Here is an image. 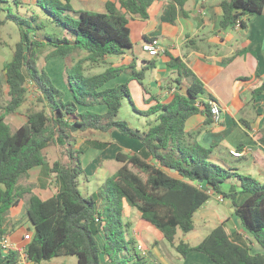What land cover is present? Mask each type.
<instances>
[{
    "label": "trees",
    "instance_id": "trees-1",
    "mask_svg": "<svg viewBox=\"0 0 264 264\" xmlns=\"http://www.w3.org/2000/svg\"><path fill=\"white\" fill-rule=\"evenodd\" d=\"M186 1L172 0V9L180 7L187 14ZM151 4L152 0H107L105 11H95L76 9L72 0H36L48 16V23L63 29L60 38L45 32L46 39L33 36L45 27L38 15L27 18L0 6V26L14 21L21 29L11 60L0 70V87H9L7 101L0 100V224L12 206L29 195L26 215L34 230L25 251L32 264L70 255L77 256L79 264H151L135 241L125 236L130 226L125 220L128 206L155 226L182 258L200 252L216 264H264V181L212 159L213 147L200 143L186 129L192 115L205 110L208 113V109L211 113L210 103L197 105L200 94H208L216 102L196 74L173 58L172 65L179 67L183 77L190 78L187 94L176 92L168 103L157 102L141 109L128 82L107 84L124 71L142 83L154 62L140 70L130 64L87 72V65L105 64L108 56L123 55L133 47L130 18H148ZM220 6L222 29L237 23L246 26L244 15L264 13V0H222ZM3 10L7 14L2 18ZM47 45L54 48L46 60L55 56L68 60L78 51L86 52L72 65H66L71 98L38 65V50ZM31 88L38 94L27 107V121L13 129L6 117L29 100ZM263 92L264 79L255 94ZM126 99L137 114L154 116L146 127H133L119 117ZM96 105H106L107 110L91 109ZM203 105L205 110L201 109ZM94 130L118 131L139 140L142 147L138 151L119 150L115 157L122 165L96 193L87 196L80 189V177L86 173L82 156L88 147H77L74 134ZM90 142L91 147L100 150L111 144ZM55 143H60L66 159L51 165L60 186L55 194L43 198L20 180L28 177L31 169L49 164L46 149ZM232 180L234 187L223 190L222 184ZM213 194L231 201L241 226L261 251L233 241L223 222L196 244L179 235L180 231L186 234L195 229L196 212ZM3 232L0 227V235ZM20 262L19 249L0 243V264Z\"/></svg>",
    "mask_w": 264,
    "mask_h": 264
},
{
    "label": "crops",
    "instance_id": "crops-1",
    "mask_svg": "<svg viewBox=\"0 0 264 264\" xmlns=\"http://www.w3.org/2000/svg\"><path fill=\"white\" fill-rule=\"evenodd\" d=\"M106 1L72 0V3L76 9L90 8L105 11ZM221 1L187 0L184 6L187 14H184L180 7L172 9V0H152L148 18L140 16L130 18L133 47L123 55L108 56L106 63L114 66L131 64L140 70L150 62H154V67L147 70L142 83L131 78L129 71H124L108 82L107 86L128 82L133 97L141 109H147L157 102L168 103L176 92L182 94L188 92L190 78L183 77L179 67L172 65L173 58L180 59L204 83L207 92L215 97L220 109V118L216 120L215 115L209 113V109L207 113L203 105L201 109L205 111L192 115L186 123V129L193 132L200 143L213 147L212 159L235 166L240 172L242 171L240 168L243 167L245 173L264 181V92L255 94V90L264 79V13L244 15L246 26L222 29ZM151 39H158L160 43L156 55H151L143 48L144 43ZM51 59L50 65L53 62L59 67L65 58L55 56ZM71 97L67 93V98ZM199 99L202 100L201 104L209 103L211 100L208 94H200ZM91 109L105 112L107 106L96 105ZM26 121L25 114V120L21 125ZM146 125L147 122L142 127ZM114 133L118 135L117 131ZM115 143L113 141L110 145ZM123 144L124 147L130 145L129 148L136 151L142 147V144L139 145L134 139L125 143L123 141ZM231 150L239 151L241 155L234 156L230 153ZM39 167L31 169L29 176L31 177L33 171ZM226 183L231 186L225 191L234 187V182ZM26 196L12 206L3 223L0 224L4 230L0 240L6 236L10 243L9 247L19 249L20 264H32L25 251L28 243L25 235L32 234L34 230L26 215L24 202L28 198ZM42 197L48 198V196ZM220 197L223 201L219 200ZM211 199L212 197L196 212V226L198 216L203 220L202 224L206 228L215 227L223 222L233 241L249 246L254 251H261V247L241 226L231 201L218 194H214L212 202ZM127 208H130V212H135V219L130 217ZM125 220L130 222L128 228H132V231L128 229L129 234H132L130 237L136 245L144 246L151 264H216L209 256L200 252H191L187 257L182 258L155 226L143 220L140 214L129 206L126 207ZM187 234L179 232V235L186 240H188ZM70 256L74 258L72 263L79 264L77 256ZM60 257L63 256L55 258ZM48 261L43 264H48ZM68 263L70 262L64 259L56 264Z\"/></svg>",
    "mask_w": 264,
    "mask_h": 264
},
{
    "label": "rangeland",
    "instance_id": "rangeland-1",
    "mask_svg": "<svg viewBox=\"0 0 264 264\" xmlns=\"http://www.w3.org/2000/svg\"><path fill=\"white\" fill-rule=\"evenodd\" d=\"M0 6L8 9L10 7V10L14 12L15 14L22 15L24 17H31L33 15L39 16V22H43L45 27L44 29L37 30L35 33H33V36L39 39H46L45 38V32L54 33L55 37L60 38L64 35L63 29L61 27H55L48 23V16L46 17L43 14V9L41 7H38L36 5V0H20V3H16L14 0H8L6 2H0ZM78 7V6H77ZM105 8V6H104ZM80 9V8H78ZM89 10H92L90 8H87ZM96 11V10H95ZM7 14L6 10L1 11V17H5ZM48 23V24H47ZM20 33L21 29L20 26L14 22V21H8L6 24L0 26V70H3L5 63L9 60H11L13 56V51L15 48V44L20 40ZM53 46L47 45L44 47L39 48L38 50V65L40 68L44 67L46 68V71L50 74L53 82L60 87L61 89L65 90L68 93V96H70V91L67 85L66 80V65L67 63H70L71 65L78 60L79 58L83 57L86 52L78 51L73 55V58H69L67 61L63 59L62 65L59 67H56V63L50 65V60H46V55L53 50ZM109 61V60H108ZM110 64V63H109ZM109 64H101V65H87V72L88 73H98L102 72L106 69V67L109 66ZM61 68V69H60ZM52 71H51V70ZM8 85L4 84L2 87H0V100L5 103L8 96ZM38 92L31 88L29 92V100L18 110L19 114H10L7 117V121L11 124L13 129L17 128L19 125H21L25 120V114L27 111V107L31 105L33 101H35V98L37 96ZM119 117L121 119H125L130 122V124L133 127L136 128H142L143 124L146 122H149L151 118L143 117L132 109L129 100L124 101V106L120 111ZM145 118V119H144ZM115 131V130H114ZM114 131L109 133H102L100 131H88L84 133H75L74 136L77 139L76 146L79 147L81 145L87 146L88 150L87 152L82 156L83 159V165L85 166L86 173L80 177V189L82 192L87 195H93L96 193L101 185L104 183V181L111 175H113L117 169L122 165L121 162H118L116 160V153L121 149H126L127 151H136L135 149H131L128 147H124L125 144H123V141L125 143L128 142V140H132V138H128L124 135H122L120 132L117 131L118 135L114 133ZM94 140H100V141H111L113 143L116 142L113 145H110L104 150H98L96 148L91 147L92 143L90 141ZM137 140V139H134ZM138 144L141 145L142 143L137 140ZM121 149H118V148ZM46 154L48 157L49 164L44 165L42 168L39 167L36 170L33 171L31 174V177H26L21 179L20 181L24 184L31 185L34 190L39 193L41 196L49 197L50 195L55 194L59 190V183L55 178V175L51 172L50 167L53 165L55 160L63 159L65 160L66 157H63L62 153V147L60 146V143L51 144L46 149ZM233 164H237L236 162H233ZM241 173H245L243 170V167L240 168ZM248 174V173H247ZM44 182H46L44 184ZM232 182L235 183V180H232ZM229 184H222V188L224 190L227 189V187H230ZM26 197H29L26 196ZM219 198L220 201H223ZM214 199V194L212 195L211 202ZM209 201V202H210ZM26 202V199L24 200ZM128 212H130V208H127ZM135 212L132 211L129 214H131L130 217L134 218L136 215ZM132 221V220H131ZM203 220L199 218L198 216V225L195 227V230L191 231L187 234L188 241L191 243H198L200 242L213 227L206 228L203 226ZM213 226L214 223H211ZM130 227V226H129ZM130 231H132V228H128ZM125 232L126 238H129L132 236V234H129V232ZM132 238V237H130ZM131 245H129L130 247ZM66 259L68 264H77L72 263L71 261L74 259L71 256H63L60 258H53L51 261H48V264H56L60 261Z\"/></svg>",
    "mask_w": 264,
    "mask_h": 264
},
{
    "label": "built area",
    "instance_id": "built-area-1",
    "mask_svg": "<svg viewBox=\"0 0 264 264\" xmlns=\"http://www.w3.org/2000/svg\"><path fill=\"white\" fill-rule=\"evenodd\" d=\"M236 26L240 27V23H237ZM143 48L146 51H148L151 55H156V54H158L159 48H160L159 40L158 39H151V40L147 41L146 43H144ZM201 103H202V100L198 99L197 105L199 106V105H201ZM209 103L211 105V112L215 115L216 120H219L220 109H219L218 104L216 102H213L212 100H209ZM231 153L235 156L241 155V152L236 151V150H231ZM30 234L31 233H27L25 235V239H31ZM0 243L5 247L10 246L9 240L7 239L6 236L1 238ZM138 248L140 249L142 254L145 255L147 253L146 249L144 248V246L142 244H139Z\"/></svg>",
    "mask_w": 264,
    "mask_h": 264
}]
</instances>
